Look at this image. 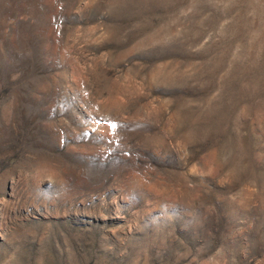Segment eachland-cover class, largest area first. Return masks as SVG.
<instances>
[{"label":"rangeland","instance_id":"obj_1","mask_svg":"<svg viewBox=\"0 0 264 264\" xmlns=\"http://www.w3.org/2000/svg\"><path fill=\"white\" fill-rule=\"evenodd\" d=\"M0 264H264V0H0Z\"/></svg>","mask_w":264,"mask_h":264},{"label":"snow or ice","instance_id":"obj_2","mask_svg":"<svg viewBox=\"0 0 264 264\" xmlns=\"http://www.w3.org/2000/svg\"><path fill=\"white\" fill-rule=\"evenodd\" d=\"M113 127H115V125H113Z\"/></svg>","mask_w":264,"mask_h":264}]
</instances>
